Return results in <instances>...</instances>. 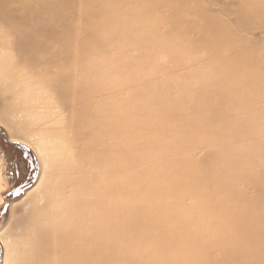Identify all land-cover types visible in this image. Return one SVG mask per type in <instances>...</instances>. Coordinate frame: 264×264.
<instances>
[{
	"label": "bare ground",
	"instance_id": "6f19581e",
	"mask_svg": "<svg viewBox=\"0 0 264 264\" xmlns=\"http://www.w3.org/2000/svg\"><path fill=\"white\" fill-rule=\"evenodd\" d=\"M145 1L155 10H95L82 20L75 15L84 16L86 7L69 8V0H16L17 14H4L10 22L0 26V121L11 139L36 150L40 171L9 205L0 264H165L172 252H186L191 264L253 263L240 255L252 246H235L225 227L233 234L264 228V194L245 195L246 185H264V108L248 112L264 98V78L241 79L255 64L230 59L226 44L203 43L196 32L198 45L177 44L173 55L183 60L174 68L157 41L168 39L135 20L156 15L170 24L171 14L200 21L198 11L188 1L178 8ZM226 1L229 9L203 11L234 31L223 13H235L238 22L244 17ZM249 8L264 17V0ZM71 37L96 52L86 60L99 62L97 70L80 68ZM27 45H37L44 64L23 52ZM89 91L92 98L76 101ZM138 99L147 104L131 107ZM252 135L254 142H243ZM170 181L179 183L182 197ZM2 182L0 174V189ZM244 207L249 213L232 222Z\"/></svg>",
	"mask_w": 264,
	"mask_h": 264
},
{
	"label": "rangeland",
	"instance_id": "374dc122",
	"mask_svg": "<svg viewBox=\"0 0 264 264\" xmlns=\"http://www.w3.org/2000/svg\"><path fill=\"white\" fill-rule=\"evenodd\" d=\"M166 6L169 8H178L181 7L185 2L193 4L191 10H197L200 21H189L184 18H179L167 14L170 18V24L163 22L159 16L154 15L156 18L148 20L150 16L144 15L142 19L135 20L140 26H142L143 21H147L155 30V34L161 36L163 39H168V42L162 40H157L158 43L166 49L165 54L167 55L168 60H172L174 63V68L177 65L182 64L183 57L181 54L173 55L179 48L177 46H196L199 42H196L192 37L193 33L196 32L202 36V42L209 45L213 44L216 46L225 45L224 54H226L230 59L238 61L245 65L255 66L251 68L248 72L242 75L241 79H251V78H264V56H259V52L264 50V17H260V12L255 10H250L249 6L255 4V0H232V4L238 6L241 9V13L244 17V20L238 22L236 19V14L233 12L223 13L225 18L233 25L234 31L226 30L220 22H216L213 19L209 18L208 15L204 14L203 6L215 8L222 10V8H228V2L226 0H164ZM8 5L11 3L12 9L5 11L3 8V3ZM16 0H0V26L4 23L10 22L4 21V14L8 13L12 18L18 12V7L15 5ZM217 2V4H216ZM14 3V4H13ZM153 2L145 0H85L84 3L75 2L69 0V8H77L81 5L86 7L84 16L80 17L77 14L75 18L89 19L93 16L92 11L107 9L110 11H124V12H136V9H145L154 8ZM197 6V8H196ZM3 8V9H2ZM3 10V11H2ZM2 12V14H1ZM164 19L166 17L163 16ZM134 20V19H133ZM163 24V25H162ZM257 26H262V29H259ZM1 31V28H0ZM187 39L189 44L184 43L183 37ZM55 42V40L53 41ZM72 42L73 51L78 49L77 52L72 54V57L79 63L80 68H84V71L87 72L92 69H98L99 62L93 61L88 62L86 59L94 56L96 52L88 47L85 42H77L74 37H71L69 44ZM136 45L135 38L130 34V47ZM230 46V47H229ZM24 53H32L38 61L42 64L45 63V59L42 53L38 50L37 45H27L20 47ZM154 48V47H153ZM175 50V51H173ZM204 51L203 49H200ZM132 54V53H131ZM130 54V55H131ZM132 58V57H130ZM69 61L75 66V62L72 58H69ZM72 64L71 68H72ZM20 67L25 68L24 64ZM26 69V68H25ZM28 70V69H27ZM31 71V70H29ZM141 80H144L143 77H138ZM150 77H145V80H149ZM134 83L131 82L130 86H133ZM108 89H99V93H105ZM255 91L251 93L254 96ZM94 96L93 91L85 92L84 97L76 99V101L81 100L86 101V99L92 98ZM8 101H13L11 96H6ZM75 101V100H74ZM75 101V102H76ZM121 100L116 101V105H120ZM108 104H111V101H107ZM147 102L143 99L134 100L130 103L131 107H141L146 105ZM258 108H250L248 112L257 114L260 110L264 108V98L260 97L258 99ZM3 109L2 97L0 96V111ZM189 117L191 115H188ZM199 116V115H197ZM199 118V117H197ZM232 131H234L232 129ZM172 140L173 136L168 137ZM257 139L255 135H252L249 138H245L243 142H254ZM135 140H138L135 138ZM152 142L146 144V146H151ZM202 149H197L195 152V158L201 155ZM158 156H163V152H157ZM123 158V157H122ZM242 162H247V159H241ZM129 169L127 167L121 168L120 172H127ZM131 170V168H130ZM40 171V161L37 156L36 150L32 146L24 143L22 140L11 139L9 136V129L5 123L0 121V174L3 180L2 188L0 189V226L6 224L9 218V205L12 201L19 198L24 191L30 187L38 177ZM261 175V174H259ZM218 185H221L219 182L214 181ZM178 182L170 181V185L177 192L178 197L183 196V191L179 190ZM242 186V185H240ZM157 187H153V190ZM246 196H249L253 193H262L264 194V185H246ZM261 206H264V197L259 201ZM256 205V204H254ZM248 214V210L244 209L242 211H237L232 217V222L235 221L234 218L240 217V214ZM248 221L251 219L252 215L249 214ZM245 218V216H243ZM261 220H264V215L259 217ZM244 219H242L243 221ZM211 223H206L205 226H209ZM213 225H211L212 227ZM221 226L216 224L215 227ZM225 227V226H224ZM247 228V231L243 227H239V234H233L232 230L228 229L230 232L232 242L235 246H252L247 248V254H240L242 260L251 261L254 259L252 264H264V242L261 243L262 235H264V228L261 231L256 229ZM223 228V227H221ZM237 228V227H235ZM226 238V237H225ZM159 251V249L157 250ZM251 255V256H250ZM186 252H172L165 259V264H191L187 261ZM1 262V261H0ZM106 260L101 259L96 264H105Z\"/></svg>",
	"mask_w": 264,
	"mask_h": 264
},
{
	"label": "water",
	"instance_id": "95a60500",
	"mask_svg": "<svg viewBox=\"0 0 264 264\" xmlns=\"http://www.w3.org/2000/svg\"><path fill=\"white\" fill-rule=\"evenodd\" d=\"M0 254H1V246H0Z\"/></svg>",
	"mask_w": 264,
	"mask_h": 264
}]
</instances>
